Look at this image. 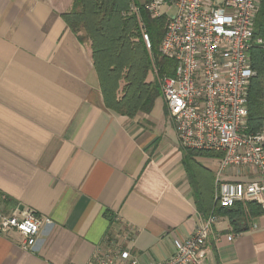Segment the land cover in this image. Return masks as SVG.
Segmentation results:
<instances>
[{"label": "crops", "instance_id": "obj_1", "mask_svg": "<svg viewBox=\"0 0 264 264\" xmlns=\"http://www.w3.org/2000/svg\"><path fill=\"white\" fill-rule=\"evenodd\" d=\"M72 3L0 0V210L44 220L31 250L0 232V264H85L117 232L142 262L164 260L203 217L184 147L162 95L134 117L105 105L90 45L62 16ZM195 158L214 194L220 156ZM205 248L203 264H264V208L239 232L218 215Z\"/></svg>", "mask_w": 264, "mask_h": 264}, {"label": "built area", "instance_id": "obj_2", "mask_svg": "<svg viewBox=\"0 0 264 264\" xmlns=\"http://www.w3.org/2000/svg\"><path fill=\"white\" fill-rule=\"evenodd\" d=\"M153 17H168L161 53L176 62L173 75L161 78V94L184 148L221 154L214 201L233 207L255 201L264 208V126L249 133V86L256 70L251 49L261 0H141ZM130 11L138 13L134 3ZM143 39L151 48L142 27ZM218 215L201 217L187 237L173 240L164 260L144 263L126 244L129 236L108 234L85 264H203L206 242ZM44 220L30 207L0 210V232L16 229L31 250Z\"/></svg>", "mask_w": 264, "mask_h": 264}, {"label": "trees", "instance_id": "obj_3", "mask_svg": "<svg viewBox=\"0 0 264 264\" xmlns=\"http://www.w3.org/2000/svg\"><path fill=\"white\" fill-rule=\"evenodd\" d=\"M138 6V13L130 11ZM63 18L83 43L91 48L94 67L99 76L105 105L113 112L134 117L138 112H150L161 95L159 84L149 78L153 66L165 75H173L176 62L160 51L168 16L153 17L141 0H73ZM142 27L149 35L151 48L143 39ZM254 37L261 38L251 49V62L256 70L249 86V116L247 132H257L264 126V0H261L255 20ZM219 153L184 148V162L193 178L195 200L203 217L211 213L226 215L235 231L249 228L253 218L263 213L255 201L233 207L217 206L214 194L203 183L205 169L196 155ZM199 178V179H198ZM196 179L199 181L196 186Z\"/></svg>", "mask_w": 264, "mask_h": 264}, {"label": "rangeland", "instance_id": "obj_4", "mask_svg": "<svg viewBox=\"0 0 264 264\" xmlns=\"http://www.w3.org/2000/svg\"><path fill=\"white\" fill-rule=\"evenodd\" d=\"M162 9H164L165 11H167V13H166V15L169 17V16H172L173 14H174V12H175V8L172 6V7H166V6H164V7H162ZM165 74L163 73H161L160 71H159V69H158V67L157 66H153V69H152V71L150 72V75H149V78L151 79V80H155L158 84H159V86H160V90H161V84H160V82H161V78H162V76H164ZM162 95V94H161Z\"/></svg>", "mask_w": 264, "mask_h": 264}]
</instances>
